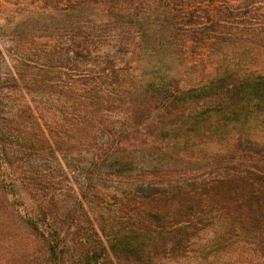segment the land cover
<instances>
[{
    "label": "trees",
    "instance_id": "16d2710c",
    "mask_svg": "<svg viewBox=\"0 0 264 264\" xmlns=\"http://www.w3.org/2000/svg\"><path fill=\"white\" fill-rule=\"evenodd\" d=\"M40 1L66 79L25 87L71 103L0 72V264H264V0Z\"/></svg>",
    "mask_w": 264,
    "mask_h": 264
},
{
    "label": "rangeland",
    "instance_id": "374dc122",
    "mask_svg": "<svg viewBox=\"0 0 264 264\" xmlns=\"http://www.w3.org/2000/svg\"><path fill=\"white\" fill-rule=\"evenodd\" d=\"M32 1L0 0V72L5 81L6 93H8L6 100L25 111L23 115H27L28 106L38 107L49 122L51 117L53 120L58 119L64 112L66 103L69 102L57 94L47 95L38 90L36 86L25 87V85L27 82L45 78L48 75L45 72L47 66L48 68L55 66V68L49 71L50 75L46 78L50 76L57 80L61 79V81L66 79L63 74L65 69L59 65L62 61H66L70 53H66L62 47L66 38L60 37L59 40V35H57L61 33L60 30L57 31L60 27L61 15L51 11L34 21L30 13ZM42 5L41 0L39 6ZM55 36L58 40L53 39L50 42L49 38ZM47 42H49L48 46L44 49ZM63 156L58 157L54 154L43 160L44 168L50 171L56 177L55 179L58 178L61 160L74 166L78 162L77 157L66 156L64 158ZM43 184L42 182L41 185ZM45 187L48 185L46 184ZM131 238H133L132 235ZM17 243L15 240L8 243V251L5 250L6 258L10 259L14 250L22 248V244Z\"/></svg>",
    "mask_w": 264,
    "mask_h": 264
}]
</instances>
